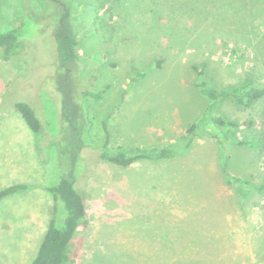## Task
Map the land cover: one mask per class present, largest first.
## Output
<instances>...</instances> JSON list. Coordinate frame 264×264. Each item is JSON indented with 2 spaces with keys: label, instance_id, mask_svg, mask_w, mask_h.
<instances>
[{
  "label": "rangeland",
  "instance_id": "obj_1",
  "mask_svg": "<svg viewBox=\"0 0 264 264\" xmlns=\"http://www.w3.org/2000/svg\"><path fill=\"white\" fill-rule=\"evenodd\" d=\"M212 1L200 8L192 0L185 7L179 0H0V32L22 25L18 42L0 48V189L30 184L0 200V264H30L53 215L45 186L61 173L55 138L63 91L51 34L58 20L80 40L69 83L111 85L83 104L86 156L84 166L77 161L76 186L88 222L76 229L70 264H264V147L219 140L209 121L234 119L242 139L261 133L264 143V96L244 108L199 89L202 81L219 89L247 75L264 87V3ZM194 65L203 66L201 75ZM19 100L42 120L38 133L15 109ZM103 120L112 144L174 142L180 153L127 167L99 160ZM223 153L229 173L245 180L243 191L226 181Z\"/></svg>",
  "mask_w": 264,
  "mask_h": 264
},
{
  "label": "trees",
  "instance_id": "obj_2",
  "mask_svg": "<svg viewBox=\"0 0 264 264\" xmlns=\"http://www.w3.org/2000/svg\"><path fill=\"white\" fill-rule=\"evenodd\" d=\"M190 1L191 0H179L178 3L185 7ZM192 1L193 2L189 5L198 4L200 8L202 7L201 2H203V0ZM261 1L262 0H213L209 5L221 7L226 2H234L239 3L242 8H245L247 4L257 7ZM57 15L58 18L63 19L67 14L63 16V13L59 12ZM21 26V23H17L15 26L0 32V48L11 47L18 42L19 38L22 36ZM51 34L54 41V51L52 55L54 57V66L59 79L57 89L58 91H63V94L59 91L60 95L58 96L60 133L55 138V140H58L57 148L61 173L55 183L45 186V189L52 195L54 210L52 217L48 221V225L37 248L36 254L30 264H70L72 260V239L74 233L80 224H86L88 222L84 198L76 186L77 178L81 175V173L76 174L77 161L79 163L81 162L84 166L86 156L84 148L87 143L85 142L87 120L85 118L83 104L86 97L99 100L100 97H102V92L111 86L107 84L102 89L95 91L90 88L89 85L91 83L87 85H84L82 81L77 82L75 85H73L74 83H69L72 81L71 79L74 78L76 74L75 71L78 72L77 66L81 58L79 52L80 40L63 21L59 20L52 26ZM160 62L161 60L159 59L157 64H160ZM193 69L198 75H201L203 66L198 67L194 65ZM142 76H144V73L139 72L134 77L138 78ZM199 89L202 94L212 100L231 98L238 106L244 108L251 107L257 100L264 96V87L255 86L252 78L248 75L235 85L219 89L211 85L208 81H202ZM14 106L28 128L32 132L38 133L42 128V120L36 115L31 104L27 101L19 100L15 102ZM209 121L216 124L219 128L218 131H220L221 134L219 140L231 141L238 145H246L250 148H259L261 150L264 147L261 133H258L250 139H242L237 129L240 122L234 119H226L218 114V116L212 115ZM241 124L250 126L252 125V121L242 120ZM102 126L105 134L102 145L97 148V157L99 160L110 162L120 167H127L138 160L169 159L176 157L177 154L180 153V149L173 144L174 142L171 143L172 145L168 144L150 147L112 144L107 120L102 121ZM186 133L188 134V131H186ZM183 137L184 136L181 138ZM222 156L223 158L220 165L226 181L236 184L237 186L240 185L242 190V181L245 180L229 173V155L228 153H223ZM29 186L30 184L22 182L5 186L0 189V200L7 195L26 190ZM263 187L264 184L260 185L258 188L262 189ZM58 203L61 204L64 212V216L62 217L63 224L61 227L55 224L58 216L56 214Z\"/></svg>",
  "mask_w": 264,
  "mask_h": 264
},
{
  "label": "crops",
  "instance_id": "obj_3",
  "mask_svg": "<svg viewBox=\"0 0 264 264\" xmlns=\"http://www.w3.org/2000/svg\"><path fill=\"white\" fill-rule=\"evenodd\" d=\"M76 232H77V230L75 231L74 236H73V239H72L73 244H75V243H74V240H75ZM76 245H77V244H76ZM76 245H75V247L77 248L78 245H77V246H76ZM75 247H74V248H75ZM72 251H73V248H72ZM71 255H72V254H71ZM71 259H72V257H71ZM71 261H72V260H71ZM74 264H75V263H74Z\"/></svg>",
  "mask_w": 264,
  "mask_h": 264
}]
</instances>
